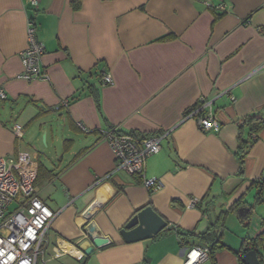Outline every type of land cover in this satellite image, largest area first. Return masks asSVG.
Listing matches in <instances>:
<instances>
[{"label":"crops","instance_id":"obj_1","mask_svg":"<svg viewBox=\"0 0 264 264\" xmlns=\"http://www.w3.org/2000/svg\"><path fill=\"white\" fill-rule=\"evenodd\" d=\"M28 20L48 79L22 78ZM103 73L114 83L101 86ZM0 88V158L28 152L38 195L57 213L37 264H184L191 247L218 239L226 247L202 264H241L244 240L264 233V128L243 174L236 157L238 121L264 108V0H0ZM200 97L214 99L219 131L186 118ZM115 129L162 136L146 169L159 190L114 169L105 136ZM148 206L168 226L127 242L121 231ZM90 226L107 242L95 245ZM258 252L264 260V244Z\"/></svg>","mask_w":264,"mask_h":264},{"label":"built area","instance_id":"obj_2","mask_svg":"<svg viewBox=\"0 0 264 264\" xmlns=\"http://www.w3.org/2000/svg\"><path fill=\"white\" fill-rule=\"evenodd\" d=\"M38 7L40 0H28ZM45 44L37 36V28L32 20L27 24V46L20 53L23 64L22 78L26 80L48 79L42 59ZM114 83L112 74L103 73L101 86ZM6 92L0 88V99H6ZM235 101L234 97H231ZM214 99L200 97L186 118H194L203 131H219L220 123L213 111ZM68 107L69 101L62 100L57 106ZM13 132L18 138L24 136V127L14 123ZM115 159V170L124 171L142 178L143 185L150 191L161 188L158 178H148V159L162 149V136L139 137L118 130L105 136ZM38 165L28 152H20L16 157L0 158V264H37L45 252L48 229L57 216L38 195L35 181ZM199 201L192 198L189 206ZM88 236V229L85 231ZM80 255H83L80 252ZM209 257L207 246L191 247L185 256L184 264H202Z\"/></svg>","mask_w":264,"mask_h":264},{"label":"trees","instance_id":"obj_3","mask_svg":"<svg viewBox=\"0 0 264 264\" xmlns=\"http://www.w3.org/2000/svg\"><path fill=\"white\" fill-rule=\"evenodd\" d=\"M79 4V0H76V5ZM78 99V97L72 98L71 101H75ZM264 128V108L260 111L252 112L243 118H241L238 121V139L239 144L238 148L236 150V157L239 163V174H243L244 167H245V158L251 149V147L255 144V142L258 140L259 133ZM37 183V179L35 181V184ZM258 185V202L263 203L264 202V179H259L256 181ZM199 203V202H198ZM196 204V206L198 205ZM237 207V205H235ZM177 234L182 238V240H187L189 238L195 237L193 231H177ZM209 234H204L203 236H200V238H206L207 243V236ZM264 244V233L260 236L250 239V240H244L243 242V248L241 251V264H244L242 262V256L244 253L252 250L253 248H259L263 246ZM209 248V257H213L216 250H218L221 247H226L225 244H223L219 239L215 243H212L210 245H206ZM260 259H262V255L259 254ZM262 264H264V260H261Z\"/></svg>","mask_w":264,"mask_h":264},{"label":"water","instance_id":"obj_4","mask_svg":"<svg viewBox=\"0 0 264 264\" xmlns=\"http://www.w3.org/2000/svg\"><path fill=\"white\" fill-rule=\"evenodd\" d=\"M249 208L243 207L240 210L242 214L243 211H248ZM92 211L88 208L87 214ZM168 226L167 220H165L161 215H159L151 206L143 208L128 222L125 228L121 231L124 239L127 242H135L145 239H152L157 237L163 230ZM95 230L93 226L88 229V236L92 238L93 242L97 246H102L107 240L99 238L98 235L94 234ZM94 247L86 250L89 254L93 251ZM242 262L244 264H262L261 259L258 255V249L253 248L252 250L246 252L242 256Z\"/></svg>","mask_w":264,"mask_h":264},{"label":"rangeland","instance_id":"obj_5","mask_svg":"<svg viewBox=\"0 0 264 264\" xmlns=\"http://www.w3.org/2000/svg\"><path fill=\"white\" fill-rule=\"evenodd\" d=\"M44 145H45V143H44V141L42 142ZM258 212L260 211V214L261 215H264V202L263 203H260L259 205H258Z\"/></svg>","mask_w":264,"mask_h":264},{"label":"bare ground","instance_id":"obj_6","mask_svg":"<svg viewBox=\"0 0 264 264\" xmlns=\"http://www.w3.org/2000/svg\"><path fill=\"white\" fill-rule=\"evenodd\" d=\"M66 248V247H65Z\"/></svg>","mask_w":264,"mask_h":264}]
</instances>
